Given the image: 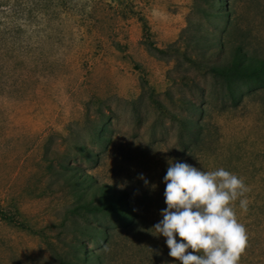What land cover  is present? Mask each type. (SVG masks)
<instances>
[{
    "label": "rangeland",
    "instance_id": "obj_1",
    "mask_svg": "<svg viewBox=\"0 0 264 264\" xmlns=\"http://www.w3.org/2000/svg\"><path fill=\"white\" fill-rule=\"evenodd\" d=\"M197 25L223 50L264 60V0H0V264H60L78 242L102 264H171L151 227L176 159L244 180L237 264H264V87L238 83L231 98L181 55L155 50L184 47ZM193 104L203 113L189 135L180 121ZM70 169L125 191L134 222L100 219L98 243L75 232L65 217L85 195L70 188Z\"/></svg>",
    "mask_w": 264,
    "mask_h": 264
},
{
    "label": "clouds",
    "instance_id": "obj_2",
    "mask_svg": "<svg viewBox=\"0 0 264 264\" xmlns=\"http://www.w3.org/2000/svg\"><path fill=\"white\" fill-rule=\"evenodd\" d=\"M162 182L166 207L151 228L165 238L171 264H237L247 237L233 205L238 200L247 210L244 180L222 167L202 170L176 159L168 161Z\"/></svg>",
    "mask_w": 264,
    "mask_h": 264
},
{
    "label": "trees",
    "instance_id": "obj_3",
    "mask_svg": "<svg viewBox=\"0 0 264 264\" xmlns=\"http://www.w3.org/2000/svg\"><path fill=\"white\" fill-rule=\"evenodd\" d=\"M226 5L225 2L218 4ZM216 11H205V16L217 17ZM197 33L190 34V42L184 47L179 46L176 42L171 44L167 49L155 50L162 55L168 52L181 55L187 62L192 64L196 69L206 75L216 78L226 93L235 97L234 85L238 83L253 84L264 87V60L256 59L245 54L244 50L238 45H232L223 50L222 41H213L208 35L215 33L209 32L202 25H197ZM214 28H218L214 25ZM190 27L187 29V33ZM197 49L200 55H192L189 51ZM217 53V54H216ZM197 85V84H196ZM161 108V105L156 102ZM191 112L194 118L186 121H180V127L189 135H194L200 129L199 121L196 117H200L203 113V107L193 104ZM98 131L97 139L100 143L105 144L109 138L106 136L107 127L96 126ZM101 144V145H102ZM89 161H96V153L88 150L84 145L79 146ZM67 182L72 190H81L82 201L77 203L70 211L67 212L66 219L72 221L74 231L80 235H88L94 242L102 241L107 236V232L100 228V219H112L116 224L130 225L137 218V213L132 209L128 202L127 193L123 190H115L107 184H95L94 180L86 174H77L73 170L67 171ZM89 187L88 191L81 186ZM81 222H80V221ZM92 221H96L98 225H94ZM70 253L71 260L62 259L60 264H102L100 254H91L82 245L81 242L71 244Z\"/></svg>",
    "mask_w": 264,
    "mask_h": 264
}]
</instances>
